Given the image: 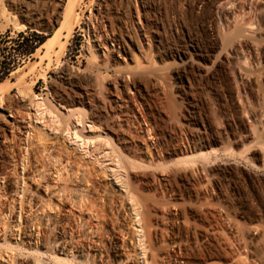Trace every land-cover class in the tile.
I'll list each match as a JSON object with an SVG mask.
<instances>
[{
  "label": "rangeland",
  "instance_id": "rangeland-1",
  "mask_svg": "<svg viewBox=\"0 0 264 264\" xmlns=\"http://www.w3.org/2000/svg\"><path fill=\"white\" fill-rule=\"evenodd\" d=\"M0 95V175L28 152L31 171L51 155L85 178V211L65 200L42 233L45 263L64 239L71 264H117L123 242L126 264H264V0H0ZM70 121L100 138L81 149Z\"/></svg>",
  "mask_w": 264,
  "mask_h": 264
},
{
  "label": "bare ground",
  "instance_id": "bare-ground-1",
  "mask_svg": "<svg viewBox=\"0 0 264 264\" xmlns=\"http://www.w3.org/2000/svg\"><path fill=\"white\" fill-rule=\"evenodd\" d=\"M99 40H97L95 42H100L101 40L100 41ZM99 45H100L99 46V48H100L102 44H99ZM18 94L21 97L20 98L21 102H23L24 100L28 101V106L30 108H34L36 113L45 112L46 114L49 115V117H51L52 112L49 111V109L44 108V104L36 96H34V95L30 96L25 89H23V90L18 89ZM7 101L8 100L4 96L0 95V106H4L7 103ZM62 101H63V98H61V97L57 98V102L61 103ZM78 104L83 105L82 102H79ZM55 108H56V106H55ZM121 108H123V107H121ZM81 110H83V109H81ZM82 112H85V111H82ZM73 118L76 119V122H78V123H84L82 121L80 122L79 116L75 117V115H73ZM53 119H54V117H53ZM57 122H58V120H57ZM54 123L56 124L55 121H54ZM28 128L29 127H27L25 125L23 127L24 130H22L23 131L22 135L25 137V140L29 139ZM60 128H62V127L60 126ZM61 131L63 134L69 136L70 139H73L74 142L80 143L81 149H83V150L86 149L87 144H90L91 142H93L92 140H95V139L98 140L100 138L97 136L94 138H91V137L90 138L89 137L81 138L80 133L77 130V127L76 126L71 127V121L69 123H67L66 126H64L61 129ZM104 140L106 142L109 141V139H106V138H104ZM29 144H31V143H29ZM46 151L47 150H45V152ZM202 154H199L198 156L197 155H191L190 157H184L183 160H186V162L189 165L191 162L193 164H195L196 163L195 161L196 160L198 161V159H199L198 157H200ZM43 155H42V157H43ZM28 156H29L28 152L26 153V155L23 154V152H22L20 157H18V156L12 157V161L13 160H15V161H13L14 163L11 165L12 169H10L8 171L9 175L8 174L0 175L2 181L3 180L5 181L2 185L4 187L0 186V241L2 242V244H0V248L1 247L2 248L7 247V249H8V250L5 249L7 251H3V250L0 251V264H47L43 261V259H41V257L43 255H42V253H40V249L45 248L44 243H42V241H41V236H43L42 233L44 231H46L48 229V227H51L50 225H53V226L56 225L54 223H55V219L57 218L56 212H59V204H62V202L67 200V202L68 201L71 202L70 203L71 206L70 205L69 206L72 207V209H73V207H74V209H77V212H78V210L83 212L82 210H84V208H85L84 207L85 204H83V202H84V196H85L86 191L82 187V182H84L83 179H85V178H83L84 175L81 174L78 169L75 171H71L70 172L71 174H69L70 175L69 176L68 175L69 171H68V169H66L68 167L67 166L68 164L65 160H62L60 158H55V159L50 158L51 155L50 156L48 155V157H46L44 155V157H46V161L43 164V166L41 165L42 169L40 168L41 170H38V169L34 170V168H33V170L31 171L29 169H32L31 168L32 163L30 164V161H29L30 159ZM24 161H26L27 163L25 162L23 165ZM20 162L22 163V167H23L22 170L25 172V175L27 174L28 171H31V174H32L31 177L26 176V178H25L24 177L25 175H21L20 172L17 171V167H19ZM181 162H183V161H181ZM187 163H185V162L180 163L179 162L178 164L186 165ZM35 169H36V167H35ZM44 175L50 176L52 178L53 183H51V184L44 183V181H43ZM2 176H4V177H2ZM12 177H13V181H14L13 182V188L14 189L9 190L8 188L10 187V184H11L9 178H12ZM28 178H30V179H28ZM27 179L29 180V183H31V184H34L37 182L39 185H41V189L43 191V194L47 198L46 199H43V198L37 199L34 195L29 194L27 192L28 191V183L26 182ZM42 181H43V184L41 183ZM21 191H22V194H21ZM52 199H53V201H51ZM87 207L90 208L91 206H87ZM87 207H86V209H89ZM92 210L93 209H91L89 211L90 214H88V210H86V212L90 218H92L93 217L92 215H94L93 212H92L93 214H91ZM135 215H138V213H136ZM78 217H80V216H78ZM21 219H24L23 220L24 226L22 228L19 227L21 224H23L20 222ZM78 220H80V218ZM89 220H91V219H89ZM96 220H97V218H96ZM139 222H140V220H139ZM56 223H57V221H56ZM6 229H9V231H11V234L8 235L7 237H5L7 239L4 240L5 239L4 235L6 232H8V231H6ZM16 236H22V241H23L22 243H24V247H25V245L32 246V247L29 248L28 250H25L23 248L22 243H21L22 248H20V249L15 248L16 246L15 247L12 246L11 240L14 241L15 244L18 243L16 241L17 240ZM61 240L62 241H60L56 245V248L54 251V259H55L57 264H71L73 259H74V253L77 252V253L81 254L83 251L82 250L77 251L76 247H74L71 244V242H67L64 239H61ZM133 242L134 241H132L131 243H133ZM124 243L125 242L121 243L120 245L113 244L112 252H113L114 257H116L118 259L123 258V260H118V263L116 262L117 264H126V263H128L129 258L131 257L130 253H129V249ZM133 245H134V243H133ZM89 251H90V249H89ZM88 254L93 259L98 258L101 255L95 249L92 250L91 252H88ZM134 255L136 257L138 256V255H136V253ZM32 256H33V259L31 258ZM144 262H146V264H153V262H148L146 260H144Z\"/></svg>",
  "mask_w": 264,
  "mask_h": 264
}]
</instances>
